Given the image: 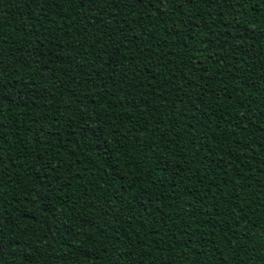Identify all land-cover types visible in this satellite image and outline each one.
<instances>
[{
  "label": "trees",
  "instance_id": "obj_1",
  "mask_svg": "<svg viewBox=\"0 0 264 264\" xmlns=\"http://www.w3.org/2000/svg\"><path fill=\"white\" fill-rule=\"evenodd\" d=\"M0 0V264H264V0Z\"/></svg>",
  "mask_w": 264,
  "mask_h": 264
},
{
  "label": "snow or ice",
  "instance_id": "obj_2",
  "mask_svg": "<svg viewBox=\"0 0 264 264\" xmlns=\"http://www.w3.org/2000/svg\"><path fill=\"white\" fill-rule=\"evenodd\" d=\"M240 0H237V3H239ZM164 3H175V0H159L158 6H162Z\"/></svg>",
  "mask_w": 264,
  "mask_h": 264
}]
</instances>
